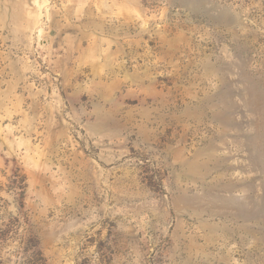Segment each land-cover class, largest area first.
Segmentation results:
<instances>
[{"label": "rangeland", "instance_id": "374dc122", "mask_svg": "<svg viewBox=\"0 0 264 264\" xmlns=\"http://www.w3.org/2000/svg\"><path fill=\"white\" fill-rule=\"evenodd\" d=\"M0 264H264V0H0Z\"/></svg>", "mask_w": 264, "mask_h": 264}]
</instances>
